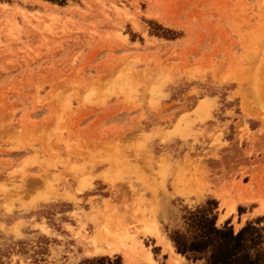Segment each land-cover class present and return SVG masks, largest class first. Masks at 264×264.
I'll return each instance as SVG.
<instances>
[{"label": "rangeland", "instance_id": "rangeland-1", "mask_svg": "<svg viewBox=\"0 0 264 264\" xmlns=\"http://www.w3.org/2000/svg\"><path fill=\"white\" fill-rule=\"evenodd\" d=\"M208 202L264 227V0H0V264H202L171 236Z\"/></svg>", "mask_w": 264, "mask_h": 264}, {"label": "trees", "instance_id": "trees-1", "mask_svg": "<svg viewBox=\"0 0 264 264\" xmlns=\"http://www.w3.org/2000/svg\"><path fill=\"white\" fill-rule=\"evenodd\" d=\"M214 203L189 211L188 236L175 232L171 240L177 253L202 264H264V227L247 224L238 233L216 227Z\"/></svg>", "mask_w": 264, "mask_h": 264}, {"label": "bare ground", "instance_id": "bare-ground-1", "mask_svg": "<svg viewBox=\"0 0 264 264\" xmlns=\"http://www.w3.org/2000/svg\"><path fill=\"white\" fill-rule=\"evenodd\" d=\"M136 26H138L137 24H136ZM139 27V26H138ZM141 28V27H140ZM91 56H92V53H91ZM90 57V56H89ZM57 67L56 68H58V66L59 65H56ZM102 69V68H101ZM55 70V69H54ZM104 70V69H103ZM99 72V76H101V74H102V71L100 70V71H98ZM58 77H59V75H58ZM97 81H98V78H97ZM97 81H95V82H97ZM74 84H76V82L75 83H73V85ZM76 91V90H75ZM85 113L86 114H88V112H87V110H77V112H76V114H74L73 116V119L74 118H78V120L81 118V119H83V117L85 116ZM90 114V113H89ZM88 114V115H89ZM99 114H102V112L101 113H98L97 114V117H96V119L100 116ZM85 118V117H84ZM77 121V120H76ZM74 123H75V119H74ZM76 123H78V122H76ZM39 124V123H38ZM40 125V124H39ZM70 126V125H69ZM41 127H42V125H41ZM75 127V126H74ZM73 129V128H72ZM71 129V130H72ZM92 128H88V129H82L81 130V132H80V141L78 142H75V141H73V144H67L66 146H65V149H66V152H70L73 156H75V157H81V156H84V154H86V153H84V152H87V154L88 153H90V150H92L93 151V149H90V148H88V146H87V151H84L85 150V148H84V146H86L87 144H88V141H86L85 139L87 138L88 139V137L91 135V133H92V130H91ZM69 130V129H68ZM123 131V129L121 128V127H118V129H117V131L116 132H118V135L120 136L121 135V133H123L122 132ZM118 143L119 142H117L116 144H113V145H111L113 148H116V149H122L123 148V151H124V154H123V158L121 159V161H122V163H125V164H127L130 168L132 167L133 168V162H134V160H133V162L131 161V160H129V158H127V156H130V155H126V154H128L127 153V151H128V146L127 147H125L124 145H118ZM138 143V142H137ZM120 144V143H119ZM122 144V143H121ZM133 145V144H132ZM91 147H93V146H91ZM140 147V146H139ZM132 148V147H131ZM133 148H135L134 146H133ZM97 152L98 153V151L99 150H94V152ZM130 151V150H129ZM95 152V153H96ZM131 152V151H130ZM135 152V151H134ZM70 153H68L69 155H70ZM100 153V152H99ZM98 153V154H99ZM132 153H133V151H132ZM86 154V155H87ZM92 155H94L93 153H92ZM91 156V155H90ZM132 156V155H131ZM87 157H89V154H88V156ZM134 155H133V159H134ZM131 159H132V157H131ZM164 162V161H163ZM135 163V162H134ZM135 166H136V164H134ZM165 165V164H164ZM134 166V167H135ZM79 168V167H78ZM138 168V167H137ZM166 169V168H165ZM181 172V171H180ZM182 175V174H181ZM181 175L179 176V175H176L174 178V186H175V188H176V191L177 192H179V193H182L183 191H185V189H189V190H193V189H198V188H200V186H201V180H199L198 178H195L192 182H188V179H185L187 182H185V180H184V178H182L183 177V175H182V177H181ZM198 176V175H197ZM196 176V177H197ZM199 176H200V174H199ZM200 179H201V177H200ZM109 181V180H108ZM105 182V181H104ZM108 183V182H107ZM174 189V188H173ZM201 194V191H200V193H199V195ZM226 206H230V204L227 202V204H226ZM228 208H231V209H233V207H228ZM234 210V209H233ZM260 210V209H259ZM261 211H263L264 212V202L263 203H261ZM232 212H234V211H232ZM262 212V213H263ZM104 229H102V231H103ZM114 230V229H113ZM106 231V230H105ZM107 232H109V231H107ZM156 236V235H155ZM107 237V236H106ZM136 241V240H135ZM108 243V242H107ZM90 245H92V244H90ZM110 245V244H109ZM112 246V245H111ZM87 247V246H86ZM108 247V246H107ZM94 250V249H93ZM91 251V250H90ZM133 255V254H132ZM127 258H125V260H127V264H133V260H132V256H130V255H128V256H130V257H128L127 256V254L125 255ZM147 258L148 259H150L151 260V256L149 255V254H147Z\"/></svg>", "mask_w": 264, "mask_h": 264}, {"label": "crops", "instance_id": "crops-1", "mask_svg": "<svg viewBox=\"0 0 264 264\" xmlns=\"http://www.w3.org/2000/svg\"><path fill=\"white\" fill-rule=\"evenodd\" d=\"M200 177H201V186L198 189H196V188L193 189V192H198V194H199L201 191L200 195H203L204 193H206L210 190L209 188L211 186H215V184L209 183V180H210V173L209 172H207V173L201 172ZM257 209H258V207H254L253 210H257ZM257 215L263 216L264 214H257ZM167 247H168V249H170L171 252H173V248L170 245L169 246L167 245ZM161 254L166 256L165 259H163V261H164V264H167L168 260H169V254L163 253L162 251H161ZM170 264H173V263L171 262ZM177 264H181V262H178Z\"/></svg>", "mask_w": 264, "mask_h": 264}]
</instances>
